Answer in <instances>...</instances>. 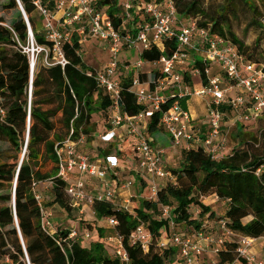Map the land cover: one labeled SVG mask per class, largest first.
<instances>
[{
    "label": "trees",
    "instance_id": "16d2710c",
    "mask_svg": "<svg viewBox=\"0 0 264 264\" xmlns=\"http://www.w3.org/2000/svg\"><path fill=\"white\" fill-rule=\"evenodd\" d=\"M122 1L100 0V6L108 7L107 11L116 27L122 22ZM154 1H172L179 19H196L199 26L210 27L213 34L237 46L248 60L263 63L258 59V52L261 51L264 34V0H223L208 4L206 0ZM20 2L37 43L51 49L48 58L53 62L52 45L39 30L38 12L33 1ZM4 6L17 11L10 22L0 15V105L6 109L5 115L0 114V140H8L16 153L7 156V161L0 158V259L7 258L10 264H122L113 248H108L102 239L107 231L101 226H95L98 239L90 245L70 238V229H44L42 208L34 192V183L38 185L50 180L54 192L51 205H59L67 212L73 210L71 198L66 192L67 182L57 175L55 147L67 139L71 129L74 130L73 139L85 134L87 142H92L97 133L110 125L111 98L89 74L95 73L96 68L88 67L84 62L79 33H73L63 47L68 60L65 66H40L36 63L32 73L30 59L20 47V43L26 45L28 42V27L18 0H8ZM241 8L248 15V26L258 31L251 47L238 38L233 30V20L239 17ZM143 20L140 14L134 13L133 19L121 31L135 34L137 24ZM177 46L176 39L166 40L163 50L154 44L144 48L141 57L146 62L158 61L162 56L172 55ZM197 66L204 69L200 63ZM157 75L158 72L153 78ZM140 76L143 80L146 74L141 73ZM202 77L206 83L204 73ZM31 81L32 93L29 98ZM122 87V109L130 115L138 114L144 107L137 103L136 96L130 91L131 79H124ZM176 101V98H170L164 108L168 109ZM220 108L227 110L224 106ZM95 114L103 118L102 127L93 121ZM28 117L30 120L27 124ZM57 117L61 121L62 132L57 130L54 121ZM159 129L164 130L160 124V113L157 112L150 120L147 132L153 134ZM236 132L238 146L229 154L222 152L220 160L212 159L203 146L180 148L182 161L179 169H173L175 181L160 189L157 201L143 198L136 213L120 209L114 201L94 202L92 209L99 218L108 215L118 218L119 223L114 232L125 237L129 264H166L173 261L177 252L175 247L162 253L152 247L146 253L140 245L128 240L140 221L147 224L155 238L159 237L162 230L170 231V220L158 218L161 206H173L174 221L193 226L196 231L214 232V223L223 220L236 235L264 237V130L254 134L237 124ZM24 146L26 151L21 163L20 153ZM98 150L95 158L114 153L122 159L126 157V145L121 146L117 142L98 145ZM48 165L51 166L50 170L44 171L43 168ZM258 169L260 173L256 174ZM135 179L143 188L146 186L145 180L139 175ZM209 194L217 195L228 204L223 216L217 218L211 206L201 201L202 197ZM193 205L201 207L195 218L190 211ZM247 218L250 219L245 221ZM88 226L94 228L92 224ZM237 247L236 240L228 238L225 246L216 253L218 264H247L238 257Z\"/></svg>",
    "mask_w": 264,
    "mask_h": 264
},
{
    "label": "built area",
    "instance_id": "2783aa9c",
    "mask_svg": "<svg viewBox=\"0 0 264 264\" xmlns=\"http://www.w3.org/2000/svg\"><path fill=\"white\" fill-rule=\"evenodd\" d=\"M32 1L42 17L46 39L52 45L54 58L53 62L47 60V65L65 66L68 63L63 47L73 33L81 35L79 43L82 45L88 37L107 43L111 53L110 62L103 68L96 69L95 73H89L111 98L110 125L98 135V140L103 143L122 142V140L130 142L123 132L125 129L132 138L134 178L127 179L121 177L127 167L122 164L118 154L95 158L81 150L87 143L85 134L73 139L74 130L71 129L67 139L56 145L57 175L67 182L66 192L71 198V204L80 211H84L85 206L93 211L92 206L95 201H114L120 209L136 213L139 207L135 200L137 196L133 192L136 175L142 177L146 185L150 184V195L145 196L144 193L140 196L152 202L158 200L160 189L166 186L162 181L175 179L165 163L163 151L158 150L153 145L151 137L144 133L157 112L160 113V124L170 135L174 148L191 149L203 146L214 160L222 158V148L225 145L222 138L225 112L220 106L232 108L237 114L238 121L243 123L256 120L264 114V63L248 60L239 52L237 46L213 34L210 27L199 26L196 19L189 21L179 19L172 1L158 3L154 0L138 2L123 0L120 4L123 9L120 15L122 22L118 27L109 15L108 7L100 6V0ZM18 2L23 7L20 0ZM134 13L140 14L144 19L137 26V32L135 34L122 32L121 28L133 19ZM25 20L28 27V42L26 45L20 43V47L28 55L31 69H34L38 55L46 52L48 58L51 49L37 43L27 15ZM173 38L177 41V49L170 56H162L160 60L150 62L160 65V69L157 77L148 81L141 80L139 69L145 62L142 58L136 63H123L119 59L125 47L133 48L141 43L144 49L155 44L163 50L164 42ZM192 51L199 52L201 59L192 58ZM197 63L202 64L204 69L197 66ZM215 65L220 68L222 75L212 74ZM123 71L133 72L130 78V91L136 96L137 103L144 107L136 115H130L122 109L123 79L121 81L119 75ZM191 72L202 79L204 73L207 82L202 83L201 88L193 86ZM234 88L238 89V94L231 96L230 92ZM31 93L32 81L29 98ZM187 97L208 99V132L203 135L196 129V118L181 105V100ZM170 98H176L177 101L165 109L164 106ZM0 114H6V109L2 105H0ZM141 124H144V131L140 130ZM259 173L260 169L256 174ZM92 179H95L99 186L93 188L89 183ZM36 188L37 184L34 183L35 196L43 212V228L51 230L53 227L51 214L44 210L41 195ZM215 196L219 199L217 195ZM104 218L113 228L119 223L118 218L112 215ZM158 218L170 220V231L162 230L159 237L155 238L147 224L140 221L128 240L140 245L146 253L152 247L161 253L172 247L177 248L173 261L166 264H204L203 255L211 249L218 253L225 246L227 239H233L236 235L223 220L216 221L218 230L214 232L199 230L191 234L182 233L176 230V222L169 205L162 206V213ZM76 235L77 231L73 230L69 237L74 238ZM236 236H238L236 239L238 257L244 259L247 264H264V253L258 255L254 251L256 241L261 239L264 243V237ZM106 241L122 264H129L130 256L125 246V237L119 232H114L106 238Z\"/></svg>",
    "mask_w": 264,
    "mask_h": 264
},
{
    "label": "rangeland",
    "instance_id": "374dc122",
    "mask_svg": "<svg viewBox=\"0 0 264 264\" xmlns=\"http://www.w3.org/2000/svg\"><path fill=\"white\" fill-rule=\"evenodd\" d=\"M223 0H206V4L210 3H220ZM8 3V0H0V15L3 16L7 22H10L12 18L14 17L15 12L17 9H8L4 5ZM120 10L123 11L122 7H120ZM36 17L39 20L38 27L40 28V32L42 34H45L43 29L42 21L40 20V16L38 13H36ZM233 30L235 34L240 38L247 46L251 47L256 37L258 36V31H256L254 28H251L248 26V15L245 12L243 8L239 10V17L234 18L233 20ZM141 46L128 48L125 47L122 52L119 55V59L121 62L124 63L126 59L132 60L133 63L138 62L141 60ZM82 55L85 64L88 67L100 69L106 66L110 60H111V53L108 50L107 43L105 41L97 40L89 38L87 41H85L82 45ZM37 56V55H36ZM258 59L259 61H262L264 63V34L262 36L261 40V51L258 52ZM47 53L41 52L37 57V65L40 66H46L47 65ZM151 64H146V61L142 65L143 68H150ZM152 66V65H151ZM136 69V68H135ZM196 81V87L201 88L202 84L200 83V80L195 79ZM205 112V111H204ZM203 111L198 113V115H201L200 119H202V115L204 114ZM237 115V114H236ZM235 118V116H234ZM233 118V115H230V117H227V119L223 120V127H222V138L225 141V145L222 148V152H225L226 154L231 153L232 149L234 147L238 146V139L236 137V127L237 124L243 125L244 130L250 133L259 134L264 130V114L260 115L256 120L253 121H247L246 124H241L238 122H235V119ZM237 118V117H236ZM55 124L57 126V130L62 132L63 128L61 125V121L59 117L54 119ZM93 121L97 122L102 127V121L103 118L100 115H94ZM28 124V119H27ZM147 134V131H145ZM148 135V134H147ZM155 138H157V142L153 144L158 150L163 151L162 155L165 160L166 165L168 166V169L170 172L173 173V169H179L180 163L182 161V151L180 148H174L172 145V142H170V135L164 131V130H157L153 133ZM119 143V142H117ZM106 143L101 142L98 140V137L92 141L87 142L81 150L83 152H86L90 154L91 156H95L98 153V145H105ZM25 150V146L22 148V151L20 153V158L23 156ZM126 157L121 158L122 164L126 167L128 160L132 161L131 164L135 166V161L132 157V149L131 145L128 144L126 147ZM0 152H1V160L7 161L9 155L15 154V149L11 146L10 142L8 140H0ZM54 167V166H53ZM51 166L44 167V171L50 170ZM174 175V173H173ZM133 177V172L126 168L124 172H122L121 177ZM175 176V175H174ZM134 178V177H133ZM172 178L166 179L162 181L163 185H167V183L174 182ZM91 186L93 188H96L98 185L97 181L95 179H92L90 182ZM141 189H144L142 184L139 182H136L133 188V192L137 196L135 200L138 203V206H140L141 200H143V196L141 197L142 193ZM36 190L41 195V203L46 211L47 208H51L52 213L50 216V220L53 223V227L51 230L56 229H70L71 231L76 230L77 235L74 236V239L79 240L83 245H90V243L94 240L98 239V233L96 232V225L101 226L104 228L105 231H107V234L102 237L103 240H105V243L107 244V247L109 248L110 245L107 243L106 238L110 237L114 233V228L109 225L108 221L105 220V218H99L97 215L93 214V211L89 209L88 206L84 207V211H80L79 208H73L71 212H67L65 209H63L59 205H51L54 198V192L52 190V182L50 180L43 181L38 183ZM151 192V186L150 184L146 185L145 189V196H149ZM201 201L204 203H207L211 206L212 210L216 212L217 218L223 216V212L227 207V203L223 200L217 199V197L214 194H209L206 197H202ZM176 206V204H174ZM171 209H173V206H171ZM192 217H197L196 214H198L199 211H201L200 205H193L190 208ZM162 213V206L159 208L158 214ZM174 215V212L172 213ZM250 218L245 219L247 221ZM216 223V222H215ZM213 225V231H217L215 224ZM88 224H92L94 228H90ZM176 230L182 232V233H188L191 234L197 229L193 226H186L185 224L176 223ZM233 239H238V236H233ZM204 264H218L219 258L217 257V254L213 252V250H209L206 255H203ZM0 264H10L7 258L0 259Z\"/></svg>",
    "mask_w": 264,
    "mask_h": 264
},
{
    "label": "crops",
    "instance_id": "0c3cea01",
    "mask_svg": "<svg viewBox=\"0 0 264 264\" xmlns=\"http://www.w3.org/2000/svg\"><path fill=\"white\" fill-rule=\"evenodd\" d=\"M139 23L137 24V26L139 25ZM138 45L141 46L142 44L139 43ZM142 50H143V46H142L141 51ZM192 58H198V60H199V59H201V55H200L199 52L192 51ZM131 59L132 60L126 59L124 62L125 63H128V62L133 63V58H131ZM148 63L152 65V66L150 65V68H143V69L140 68L139 69L140 74L141 73L142 74H146V77L143 78V81H146V80L148 81V80L152 79L153 76H154V74H156L157 72H159V69H160V65H154V64H152L150 62H146V64H148ZM212 74H221L222 75V73L220 71V68L218 66H216V65L213 66V68H212ZM132 76H133V72L123 71L122 73H120L119 78L122 81V79L123 80L124 79H127V80L130 79ZM197 78H198V80H200V83L201 84L204 83L202 78H200V77L192 74V72H191L192 85L195 86V87H196V81H195V79H197ZM230 94H231V96H235L236 94H238V89L237 88H234L230 92ZM183 101H185V104H182ZM181 105H182V107L184 109L189 110L193 114V116L196 118V120H195V126H196L197 131L199 133H201L202 135L205 134V133H207L208 132L207 110H208V106H209L208 99L207 98H203V97H187V98H184V99L181 100ZM226 108H227V110L224 111L225 112V118L224 119L226 120L227 117H230V115H233V118L235 116V118H234L235 119V122H238V119L236 118L237 117L236 112L232 108H230V107H226ZM201 111H203V112L205 111L204 114L202 115L203 116L202 119H200L201 115H198V113H200ZM239 123L246 124V123H243V122H239ZM139 127H140V130L141 131H144L145 130L144 124H141ZM102 132L103 131L97 133L96 138ZM123 132H124L125 136L128 137V139L130 140V142L129 141L127 142V140L126 141L125 140H122V142H119V141L118 142H119V144H121V146L126 145V147H127L128 144L131 145V139L132 138L128 136V130L125 129V130H123ZM144 133H146V132L144 131ZM147 134L153 140V144H155L157 142V138H155V136L153 134L149 133V132H147ZM170 142H171V140H170ZM131 164H133L132 161H129L128 160V162H127V165H128L127 168L132 173L133 172L132 168L134 169L135 166H133L134 164L133 165H131ZM128 177H125L124 179H127ZM145 189H146V186L144 187V189H141L142 193H144ZM46 213L51 214L52 213L51 208H47ZM254 251L258 255H262L264 253V243H263V241L261 239H259V240L256 241V243L254 245Z\"/></svg>",
    "mask_w": 264,
    "mask_h": 264
},
{
    "label": "water",
    "instance_id": "95a60500",
    "mask_svg": "<svg viewBox=\"0 0 264 264\" xmlns=\"http://www.w3.org/2000/svg\"><path fill=\"white\" fill-rule=\"evenodd\" d=\"M19 1V0H18ZM19 3V2H18ZM19 8H20V10H21V12H22V14H23V17L24 18H26V11H25V9L23 8V7H21V5L19 4ZM31 72L33 73L34 72V69H31ZM28 123H29V121H28ZM26 146H27V144H26ZM24 156H25V152L23 153V156H22V159H21V163H22V161H23V159H24ZM16 180H17V178H16ZM16 182V181H15ZM16 222H17V224H18V220L16 219Z\"/></svg>",
    "mask_w": 264,
    "mask_h": 264
},
{
    "label": "bare ground",
    "instance_id": "6f19581e",
    "mask_svg": "<svg viewBox=\"0 0 264 264\" xmlns=\"http://www.w3.org/2000/svg\"><path fill=\"white\" fill-rule=\"evenodd\" d=\"M35 62V61H34ZM35 64V63H34Z\"/></svg>",
    "mask_w": 264,
    "mask_h": 264
}]
</instances>
